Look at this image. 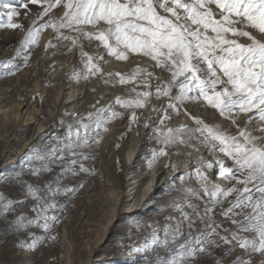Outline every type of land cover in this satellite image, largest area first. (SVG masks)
<instances>
[{
    "label": "snow or ice",
    "instance_id": "obj_1",
    "mask_svg": "<svg viewBox=\"0 0 264 264\" xmlns=\"http://www.w3.org/2000/svg\"><path fill=\"white\" fill-rule=\"evenodd\" d=\"M30 5L38 6V11L26 26L18 18L21 11L31 14ZM7 7L0 28L19 29L23 36L15 54L0 61V76L19 72L18 59L27 67L42 33L51 29L56 43L49 40L46 52L61 42H69V51L80 49L84 72L74 70L71 74L77 82L98 77L106 86L131 87L127 96L98 106L102 94L89 105L92 111L85 117L67 113L77 119L67 124L60 121L66 127L65 135L53 139L62 147L33 144L28 148L24 161L43 160L46 152L60 153L54 160L61 171L43 188L24 180V173L14 177L0 173V181L21 187L35 201L31 208L34 218L17 213L9 219L15 202L0 190L3 231L18 233L37 226L50 234L58 217L49 213L63 207L55 198L84 187L83 182L63 185L62 178L91 174L93 170L82 163L92 158L84 149L99 145L110 122L127 116V131L142 123L149 129L147 139L159 145L145 157L149 169L167 158L164 169L188 170L170 178L166 189L168 195H183V200L173 197L168 204L179 217L166 216L163 227L137 222L138 231L142 227L151 231L143 236L142 244H121L125 249L123 264H203L205 260L212 264H264V0H19ZM82 40L97 42L96 52L85 51ZM105 55L123 62L138 57L141 63L129 72H106L101 62L111 61L105 60ZM153 99L162 101L160 106L153 104ZM189 104L214 110L237 131L232 133L221 123L194 115L186 107ZM116 106L126 111H117ZM147 109L150 114L142 120L138 110ZM180 115L187 116L194 126H169L168 122ZM120 146L115 145L117 149ZM173 156L185 159L173 161ZM190 163L195 167L189 169ZM52 171L50 165H41L30 167L26 174L39 179ZM210 172L224 183L213 180ZM217 209L234 227L216 219ZM131 235L129 232V239ZM29 238L31 242L19 241L16 247L34 252L46 239L57 237L29 233ZM238 249L241 253L233 257Z\"/></svg>",
    "mask_w": 264,
    "mask_h": 264
},
{
    "label": "bare ground",
    "instance_id": "obj_2",
    "mask_svg": "<svg viewBox=\"0 0 264 264\" xmlns=\"http://www.w3.org/2000/svg\"><path fill=\"white\" fill-rule=\"evenodd\" d=\"M50 35L51 29L43 35L41 44L43 48L50 40ZM96 44L88 45L89 47H87L86 51L89 54L96 52ZM99 52L103 54L104 50L101 48ZM105 60L111 61L108 64L101 62L106 72H129L137 63H141L138 57H132L127 63H119L106 55ZM74 70L83 74V62L81 59L75 60L70 57V60L65 64L62 73L60 72L61 75L58 77L61 81L60 90L62 94L67 93L68 90L70 91L71 86L75 88L79 85L83 91V95L78 97L80 96L77 94L78 90H71V95L66 97L60 95L62 98L58 101L56 111L54 110L55 112L53 111L50 114L45 123H37L36 131L30 139L26 152L33 144L48 148L52 141L51 135L59 127L63 126L60 124V121H65V124L69 122L75 123L77 117H85L89 111H92L89 105L99 99L102 94L104 95V99L101 101V105L98 106L107 105L115 97L121 94L124 95V91L122 92L121 88L119 89V85L115 87L106 86L98 77L77 82V79L71 75ZM22 77L25 78V76ZM68 85L70 87H67ZM39 87L37 84V89ZM93 88H96L95 92L92 91ZM39 92L42 91L40 90ZM156 105L160 106L159 104ZM187 108L194 115L202 116L209 122H216V120L210 117L209 114L211 113H207L206 111L208 110L202 108L199 104H189ZM23 109H25V106L21 101L13 104L6 101L0 102V131L4 130V132L8 133L10 130L6 128L7 123H12L17 116L21 120V116L23 115L21 111ZM39 112L41 111L35 107L32 110L27 108L23 119L25 126L34 124L39 116ZM67 113H76L77 117L67 115ZM138 114H142L143 120L150 114V109L138 110ZM185 117L188 118L187 116ZM180 124L181 122L176 123L177 126ZM221 124L225 128L228 127L227 124L222 122ZM241 124H243V120ZM128 126V118L124 121H112L108 125L109 130L103 133V139L100 144L84 149V152L95 154L98 161L96 167H98L99 171L97 176L104 183L101 185L102 191L98 190L96 193H91L92 195H89L88 201L90 200L89 204L93 206L96 204L101 205L105 209L104 215H106V219L100 218L98 222L87 221L82 224L83 226L78 224L75 232L76 235H74L72 240L73 242L65 241L63 250L58 255V264H123L125 249L121 247V244L131 243L136 240L137 244L144 242L142 239L138 241L137 234H132L131 239H129L128 232H130V229L128 227L132 226L134 222L136 223L141 220H155L161 213L165 211L167 213L170 209L166 194V189L169 188V180L188 169L180 168L181 170L178 171L164 169L163 166L167 163V158H162L153 169H149L145 157L150 155V149L157 147L155 146L156 142L147 139L146 134L149 132V129L144 128L142 123L139 126L133 127L130 132L127 131ZM125 132L127 134L123 139L118 140L117 138ZM117 143L121 145L119 149L115 147ZM172 159L173 161L181 160L178 156H173ZM117 160H119V164H117ZM13 162L14 160L11 161V163ZM216 182L222 184L223 181L217 179ZM180 200H183V197ZM161 208L165 210L160 211ZM25 257H23L24 260L27 259Z\"/></svg>",
    "mask_w": 264,
    "mask_h": 264
},
{
    "label": "rangeland",
    "instance_id": "obj_3",
    "mask_svg": "<svg viewBox=\"0 0 264 264\" xmlns=\"http://www.w3.org/2000/svg\"><path fill=\"white\" fill-rule=\"evenodd\" d=\"M18 3L19 0H0V19L6 20V12L9 10L7 5H16ZM30 10L31 14H28L27 16L23 11H21V16L18 18L19 21L24 23L26 26L33 19L32 14L38 11V6L30 5ZM55 14L59 15L60 11L56 10ZM48 30L50 29H47L42 33L39 46L34 48L27 67H24L22 65V61L18 59L16 63L21 64L19 72L12 76H0V102L3 103L6 101L13 104L17 101H21L25 106V109L21 111V113L23 112L21 120L19 119V116H17L15 119L16 121L14 120L12 123L8 122L6 125V128L10 130L8 133L4 132V130L0 131V173H3L4 175H7L9 177H14L17 173H24V180H27L35 185H39L41 188L44 187L46 182L53 181L55 179V177L61 171V166L54 160V156L60 154L58 152L52 154L51 152H46L45 158L43 160H22V157L26 153L28 144L30 143V139L36 131L37 123H45L50 117V114L53 113L54 110L56 111L58 101L62 98L60 95H64L63 97L71 95V90H78L77 94L80 95L78 97H81L83 95V91L79 87V85L75 88L71 86L70 91L68 90L67 93L62 94L60 90L61 81L58 78L61 75L60 72L62 73L63 67L68 62V60H70V57L75 60L81 59L80 49L77 47L69 51L68 47L66 46L69 42H61L56 49H48L46 52L45 47L43 48L41 44L43 41V35ZM22 36L23 33L19 29L12 30L7 28H0V61L10 58L15 54V49L19 47V42L22 39ZM53 37L54 33L51 30L50 40H52L53 43H56ZM81 43L83 44L84 50L86 51L88 49L87 47H89L88 45H92L93 43L97 42L93 41L90 43L87 40H82ZM53 51L56 52L55 56L51 55ZM112 59L115 60L114 58ZM117 62L127 63L123 61ZM22 76H25V78ZM37 84L40 86L38 89ZM67 87H70V85H68ZM118 87L119 89L121 88L122 92L124 91V95H121L127 96L128 88L131 86L119 85ZM40 90L42 92H39ZM4 93L7 94L5 95ZM152 103L160 105L162 101L153 99ZM34 107L36 109H39V111L41 112L38 113L39 116L34 124L25 126V123L23 122L24 113L27 108L32 110L34 109ZM115 110H121V112L125 111L119 106H116ZM207 110L208 111L206 112L211 113L209 114L210 117L216 120V122L227 124V128H229L232 133H235L237 131L236 128L230 127L228 121L222 120L214 110ZM184 117L185 116L183 115H180L178 118L174 117L171 121L168 122V124H173L172 127H175L177 126L176 123L178 122H181V124H188L190 122L188 125L194 126L192 125V122L191 120H189V118ZM126 118L127 116H125L124 119L117 120L124 121L126 120ZM111 123L112 122H110V124ZM65 131V125L59 127L58 130H56L51 135L52 141L48 148L62 147V145H60L59 142L54 140L53 138L56 136H60L61 138H63V136L65 135ZM154 142L156 141L154 140ZM155 146H157L158 148L159 145L155 143ZM169 151H174V149H170ZM181 151H189V149L181 148ZM85 154L89 155L92 158L88 160H82V163L85 165V167H88L93 171L91 174L81 173L76 177L68 174L62 178L63 185L77 186L80 182H83L84 187L79 188L78 191L75 192V194H61L55 198L58 204L62 205L63 207L53 210L49 213L54 214L58 217V220L53 225L50 234H46L41 228L37 226H32L26 230H21L18 233H12L11 231L6 233L3 231L6 225L0 222V264H38L39 262H41L40 264H58V255H60L61 251L63 250L65 241L71 242L73 240L74 235H76L75 232L78 224L83 226L82 224L87 221L98 222L100 221V218H104V220L106 219V215H104L105 209H103L101 205L96 204L95 206H93L89 204L90 200L88 201L89 195L96 193L98 190L102 191L101 185H103L104 183H102V181H100L97 176L99 174V171L98 167H96L98 161L95 157V154L92 152H85ZM205 155L207 159H212V157L208 156L207 153H205ZM178 157L181 160L185 159L184 156ZM13 160L14 162L11 163V161ZM161 160L162 159H160V161ZM41 165H50L53 171L51 173H43L39 179L26 174L30 167H40ZM188 166V168L190 169L195 167V165L192 163H190ZM76 168L78 169L79 165H76ZM209 175L213 180L217 181L215 172H211ZM177 183L179 182L177 181ZM223 183L224 182H222V184ZM192 186H197L194 180L192 181ZM0 190H3L6 195H8L15 202V211L9 215V219H12L17 213L25 214L29 218L35 217V213L31 211V208L34 205L35 201L27 197L21 187L11 183H7L5 181H0ZM167 196L168 202L173 199V197H178L179 199L183 197V195L178 192H172L170 195L167 194ZM196 202L198 203V201ZM225 206H227V204H225ZM170 209L167 213L166 211L164 213H161L155 220H141L138 222L141 224L144 221V224L142 223L141 225L152 224L155 222L158 223L160 227H163L166 223L165 216H169L171 214L172 216L175 215L179 217V213L174 212L172 209ZM219 211L220 210L217 209L216 219L218 221H223L226 227H234L219 215ZM136 224L137 222H134V224L128 227V229H130L131 234H137L136 236L138 241L141 239L143 241V236L149 233L151 229L142 227L138 231ZM197 225L201 226L199 221L197 222ZM29 233H35L37 236L51 235L56 236L57 238L55 240H52L50 238L46 239L42 244L38 246L37 250L34 252L20 250L16 247V244L19 241L31 242ZM135 242H137V240ZM240 253L241 250L238 249L237 252L233 253V257L239 255ZM24 256H26V260H24ZM231 258L232 257H230L229 259ZM203 264H212V261L205 260Z\"/></svg>",
    "mask_w": 264,
    "mask_h": 264
}]
</instances>
